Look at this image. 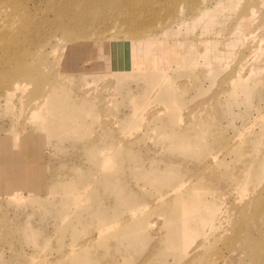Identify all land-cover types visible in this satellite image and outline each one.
<instances>
[{
  "label": "rangeland",
  "instance_id": "obj_1",
  "mask_svg": "<svg viewBox=\"0 0 264 264\" xmlns=\"http://www.w3.org/2000/svg\"><path fill=\"white\" fill-rule=\"evenodd\" d=\"M263 170L264 0H0V264H264Z\"/></svg>",
  "mask_w": 264,
  "mask_h": 264
},
{
  "label": "bare ground",
  "instance_id": "obj_2",
  "mask_svg": "<svg viewBox=\"0 0 264 264\" xmlns=\"http://www.w3.org/2000/svg\"><path fill=\"white\" fill-rule=\"evenodd\" d=\"M236 3H237V2H236ZM108 58H110L109 54H108ZM108 58H107V59H108ZM101 61H102V60H101ZM106 61H108V60H106ZM104 63H105V62H104ZM104 63H103V64H104ZM111 66H113V65H111ZM111 66H109V68H111ZM25 70H26V69H25ZM30 70H32V69H29V71H30ZM21 71H22V69H21ZM29 71H27V72L29 73ZM17 72H18V71H17ZM27 72H26V73H27ZM33 72H34V71H33ZM21 73H24V72H21ZM14 88H15V87H14ZM263 171H264V170H263ZM260 172H261V171H260ZM262 173H263V174H262ZM262 173H261V176H262V178H264V172H262ZM205 178H207V177H205ZM245 183H246V182H245ZM246 184H247V183H246ZM247 193H248V192H247ZM248 197H249V196H248ZM248 199H249V198H248ZM249 201H250V200H249Z\"/></svg>",
  "mask_w": 264,
  "mask_h": 264
},
{
  "label": "water",
  "instance_id": "obj_3",
  "mask_svg": "<svg viewBox=\"0 0 264 264\" xmlns=\"http://www.w3.org/2000/svg\"><path fill=\"white\" fill-rule=\"evenodd\" d=\"M120 58H121L120 49H118V60H120ZM122 68H123V66L121 64L117 65L118 70H121Z\"/></svg>",
  "mask_w": 264,
  "mask_h": 264
}]
</instances>
